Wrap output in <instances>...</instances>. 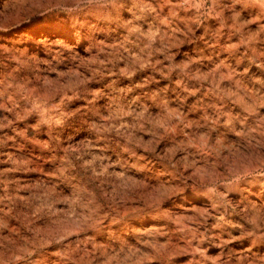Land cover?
I'll return each instance as SVG.
<instances>
[{
    "label": "rangeland",
    "instance_id": "1",
    "mask_svg": "<svg viewBox=\"0 0 264 264\" xmlns=\"http://www.w3.org/2000/svg\"><path fill=\"white\" fill-rule=\"evenodd\" d=\"M0 264H264V0H0Z\"/></svg>",
    "mask_w": 264,
    "mask_h": 264
}]
</instances>
